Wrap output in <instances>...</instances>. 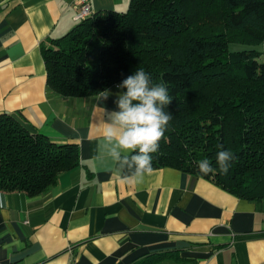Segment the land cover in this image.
<instances>
[{"label": "crops", "instance_id": "crops-1", "mask_svg": "<svg viewBox=\"0 0 264 264\" xmlns=\"http://www.w3.org/2000/svg\"><path fill=\"white\" fill-rule=\"evenodd\" d=\"M128 4L91 0L94 12ZM75 13V0H0V113L79 151V164L41 194L0 190V264H264V202L173 167L130 185L98 162L123 90L107 88L102 101V92L61 96L46 84L42 47L75 26ZM166 251L183 262L154 259Z\"/></svg>", "mask_w": 264, "mask_h": 264}, {"label": "trees", "instance_id": "trees-1", "mask_svg": "<svg viewBox=\"0 0 264 264\" xmlns=\"http://www.w3.org/2000/svg\"><path fill=\"white\" fill-rule=\"evenodd\" d=\"M262 41L264 0H129L125 11L78 21L42 53L47 88L61 96L97 95L143 68L173 98L152 167L177 168L264 202ZM221 150L236 157L227 175L215 163ZM205 158L215 173H200ZM78 164L76 143H56L0 113L1 191L41 194Z\"/></svg>", "mask_w": 264, "mask_h": 264}, {"label": "clouds", "instance_id": "clouds-1", "mask_svg": "<svg viewBox=\"0 0 264 264\" xmlns=\"http://www.w3.org/2000/svg\"><path fill=\"white\" fill-rule=\"evenodd\" d=\"M116 87L125 91L115 93L118 110L108 112L102 138L96 145V159L124 183L140 186L153 172V154L159 151L160 141L172 120L165 108L173 98L166 86L153 84L143 68ZM112 95L105 90L99 99L106 101ZM235 159L230 150L217 152L215 163L219 172L227 175ZM217 168L207 158L198 162L203 175L215 173Z\"/></svg>", "mask_w": 264, "mask_h": 264}, {"label": "built area", "instance_id": "built-area-1", "mask_svg": "<svg viewBox=\"0 0 264 264\" xmlns=\"http://www.w3.org/2000/svg\"><path fill=\"white\" fill-rule=\"evenodd\" d=\"M75 4L76 13L74 15V20L77 22L88 16H91L94 13L91 0H75Z\"/></svg>", "mask_w": 264, "mask_h": 264}, {"label": "rangeland", "instance_id": "rangeland-1", "mask_svg": "<svg viewBox=\"0 0 264 264\" xmlns=\"http://www.w3.org/2000/svg\"><path fill=\"white\" fill-rule=\"evenodd\" d=\"M260 45H261L262 48H264V41H262V42L258 45L259 48H260ZM231 48L235 49V48L233 47V45L231 46ZM238 48H242V46H238Z\"/></svg>", "mask_w": 264, "mask_h": 264}]
</instances>
